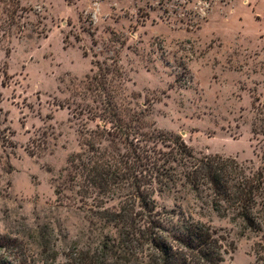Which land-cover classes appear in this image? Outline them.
I'll use <instances>...</instances> for the list:
<instances>
[{
	"label": "rangeland",
	"instance_id": "rangeland-1",
	"mask_svg": "<svg viewBox=\"0 0 264 264\" xmlns=\"http://www.w3.org/2000/svg\"><path fill=\"white\" fill-rule=\"evenodd\" d=\"M255 98L264 103V0H0V121L12 140L0 146V255L65 264L74 249L94 254L117 237L74 184L56 193L90 134L113 151L105 140L119 126L160 132L197 156L264 169ZM183 198L157 193L156 209L233 228ZM232 239L222 264H257L264 228Z\"/></svg>",
	"mask_w": 264,
	"mask_h": 264
},
{
	"label": "trees",
	"instance_id": "trees-1",
	"mask_svg": "<svg viewBox=\"0 0 264 264\" xmlns=\"http://www.w3.org/2000/svg\"><path fill=\"white\" fill-rule=\"evenodd\" d=\"M255 100L260 104L254 107L257 120L264 125V103ZM2 123L0 146L6 147L12 145L11 131ZM253 126L254 134L264 135V126ZM119 128V136L105 140L113 151L102 147V142L96 147L90 134L87 153L69 158L70 183L56 190L61 195L62 189L72 190L68 187L74 184L80 202L91 203L97 209L90 208L92 214L112 225L117 237H107L94 254L74 249L65 264H222L224 255L237 249L232 235L248 238L263 230V168L254 170L230 157L197 156L180 137L160 132L140 135L129 127ZM116 190L120 191L118 205L106 207V199L114 200L110 195H117ZM171 190L183 194L184 200L196 197L233 228L215 229L183 211H157L155 195ZM255 254L256 263L264 264V242L257 244ZM0 264L9 263L0 255Z\"/></svg>",
	"mask_w": 264,
	"mask_h": 264
}]
</instances>
